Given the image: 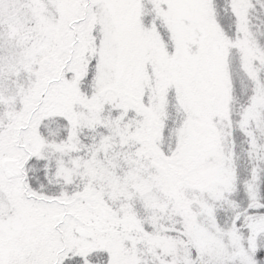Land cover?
I'll return each instance as SVG.
<instances>
[{
	"label": "snow or ice",
	"instance_id": "6c2138e0",
	"mask_svg": "<svg viewBox=\"0 0 264 264\" xmlns=\"http://www.w3.org/2000/svg\"><path fill=\"white\" fill-rule=\"evenodd\" d=\"M0 264H264V0H0Z\"/></svg>",
	"mask_w": 264,
	"mask_h": 264
}]
</instances>
